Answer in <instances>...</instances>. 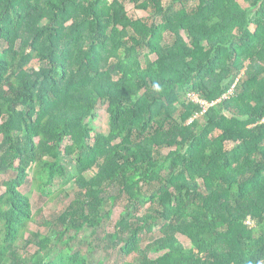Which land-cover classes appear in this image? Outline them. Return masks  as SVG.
<instances>
[{
    "label": "trees",
    "instance_id": "trees-1",
    "mask_svg": "<svg viewBox=\"0 0 264 264\" xmlns=\"http://www.w3.org/2000/svg\"><path fill=\"white\" fill-rule=\"evenodd\" d=\"M242 3L0 0V264H264V0ZM57 180L73 197L30 229Z\"/></svg>",
    "mask_w": 264,
    "mask_h": 264
},
{
    "label": "rangeland",
    "instance_id": "rangeland-1",
    "mask_svg": "<svg viewBox=\"0 0 264 264\" xmlns=\"http://www.w3.org/2000/svg\"><path fill=\"white\" fill-rule=\"evenodd\" d=\"M109 2H112L113 0H108ZM239 1L241 4L242 0H237ZM125 5L126 8V12L127 15L132 17V18H141V19H146L148 20V13L145 11H142L140 9H137L134 7L133 4L128 3L127 1H124L123 3ZM150 59H154L153 56L150 57ZM1 123V121H0ZM98 131L102 132V133H106L108 130V114L106 113V108H100L97 109L95 118L90 122ZM0 141H1V137H0ZM5 177L0 176V193L3 191V187L1 186V181L4 180ZM62 184V180H57L55 181V183L53 184L52 187H50L52 196H41L33 187L32 189V193L30 196L31 199V204H32V211L34 213H36L37 210H40V214L37 216V220L35 223H32L30 225V229H38L39 231H41L42 233H44L46 231V229L39 225L40 221H44L46 219H49L50 217L54 216L55 214H58L63 208L65 203L71 199L74 195V189L71 188V184H68L67 186L61 185ZM29 186L25 187V190H29L31 188V184H28ZM31 185V186H30ZM122 210V206L121 204H118L113 212V216L110 220V222L107 224V227L105 228L107 232L111 233L113 232L114 229V225L116 222V219L118 218V214L120 213V211ZM158 232L155 229L153 233H151L149 235V237L147 238V242L148 240L152 237L155 238L157 236ZM27 237V235H26ZM151 239V240H152ZM183 240V239H182ZM184 245L186 247H189V243L187 241H183ZM22 251V250H20ZM31 252H34V248L31 249Z\"/></svg>",
    "mask_w": 264,
    "mask_h": 264
},
{
    "label": "built area",
    "instance_id": "built-area-1",
    "mask_svg": "<svg viewBox=\"0 0 264 264\" xmlns=\"http://www.w3.org/2000/svg\"><path fill=\"white\" fill-rule=\"evenodd\" d=\"M187 100L194 103V104H199L202 108V114L212 105V104H208L205 101H202L196 94L194 93H190L187 96ZM224 98L226 97L223 96Z\"/></svg>",
    "mask_w": 264,
    "mask_h": 264
},
{
    "label": "clouds",
    "instance_id": "clouds-1",
    "mask_svg": "<svg viewBox=\"0 0 264 264\" xmlns=\"http://www.w3.org/2000/svg\"><path fill=\"white\" fill-rule=\"evenodd\" d=\"M155 87L158 89L159 88V85H155Z\"/></svg>",
    "mask_w": 264,
    "mask_h": 264
}]
</instances>
